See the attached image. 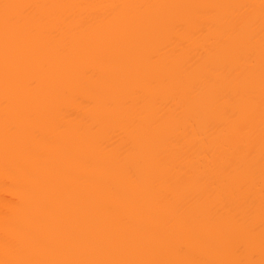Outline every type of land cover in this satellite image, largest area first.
<instances>
[{"label": "bare ground", "instance_id": "bare-ground-1", "mask_svg": "<svg viewBox=\"0 0 264 264\" xmlns=\"http://www.w3.org/2000/svg\"><path fill=\"white\" fill-rule=\"evenodd\" d=\"M0 264H264V0H0Z\"/></svg>", "mask_w": 264, "mask_h": 264}]
</instances>
